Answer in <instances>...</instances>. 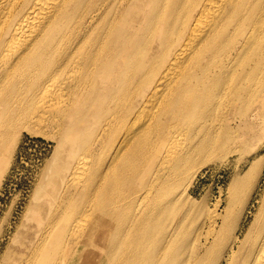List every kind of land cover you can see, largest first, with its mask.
<instances>
[{
    "label": "rangeland",
    "instance_id": "rangeland-1",
    "mask_svg": "<svg viewBox=\"0 0 264 264\" xmlns=\"http://www.w3.org/2000/svg\"><path fill=\"white\" fill-rule=\"evenodd\" d=\"M172 1L145 0L150 9L142 12L147 21L141 26L146 32L151 31L142 39L149 52L145 58L148 63L154 54L157 59L161 55V43L157 40L162 38L170 20V14L161 11H166ZM219 1H187V12L181 10L173 15L169 33L180 19L187 29V15L197 14L209 4L208 12H203L200 20V26L205 24ZM252 27H257V34L250 33L253 40L241 48L244 33ZM188 34L189 31L187 38ZM149 38L154 41L148 43ZM182 42L177 40L175 48ZM213 48V62L220 65L211 69L215 74H208L206 82L211 85L204 86L192 124L187 126V133L178 134L176 141L182 142L184 148L187 145L186 170L182 174L167 161L159 160L156 167L151 163L156 138L155 103L160 95L156 90L159 81L153 82L160 78V64L154 79L141 86L137 114L127 115L135 97L127 101V96L122 95L125 93L113 91L119 86L124 89L126 84L131 88L136 85V74L130 70L131 59L124 64L109 63V81L102 90L98 87V91L86 93L82 111L74 121L69 120L65 111L71 101L68 87L81 81L83 65L57 83L53 95L43 103L42 114L31 125L32 130L17 129L4 143L0 142V264H242L247 242L259 237L264 215L259 202L264 173L251 202H228L239 173L234 170L235 163L248 156L264 158V75L253 72L255 67L264 68V4L238 14L235 23L220 32ZM238 49L240 55L231 64V54ZM237 62L243 69L241 74L235 70ZM245 72L249 77L239 83ZM108 89L113 93L110 100ZM112 105L117 109L121 106L118 129L122 135L127 128L132 131L147 126L142 136L143 168L137 169L140 162L126 160L125 154L112 164L120 142L125 139L121 135L117 145L110 146L114 126L108 118ZM60 115H64L63 124H73L67 125L69 131L67 126L60 128ZM147 116L153 117L146 122L150 119L145 120ZM91 131L94 133L90 134ZM203 135L211 142L200 148ZM92 140L96 144L90 152L85 146ZM93 162L102 166L103 172L93 194L84 202L93 212L92 218H85L80 215L76 200L82 179L78 168H88ZM263 169L260 164L254 175H260ZM153 184L156 187L145 196L146 189ZM219 202L220 209L225 207L219 227L230 211L227 230L222 235L211 228V217H207ZM101 213L110 217H100ZM94 222V235L87 244L70 235L69 230L76 224L88 226ZM230 245L234 249L240 247L242 256L234 257ZM48 249L57 251L50 261L43 259Z\"/></svg>",
    "mask_w": 264,
    "mask_h": 264
},
{
    "label": "bare ground",
    "instance_id": "bare-ground-1",
    "mask_svg": "<svg viewBox=\"0 0 264 264\" xmlns=\"http://www.w3.org/2000/svg\"><path fill=\"white\" fill-rule=\"evenodd\" d=\"M182 1L184 2L181 6ZM187 1L190 0H173L166 11H161L168 12L170 20L166 24L162 38L158 37L157 40L160 41L162 48L159 59L154 54L148 63L145 58L149 52L142 39L151 31L146 32L141 26L147 21V15H143L142 12L150 9L145 0H0V142L4 143L10 133L17 129L20 131L26 129L30 132L31 125L37 120L38 115L42 114L45 100L53 95L57 83L83 65L81 81L68 87L71 101L65 111L69 120L74 121L77 113L82 111L86 93L98 91V87L102 90L109 81V63L124 64L131 59L130 70L136 74V85L131 88L126 84L124 89L119 86L118 90L113 91L125 93L122 95L127 96V101L129 97L131 99L135 97V103L129 106L127 115L136 113L139 110L141 86L154 79L157 66L160 64L158 74L160 78L157 80L156 77L153 82L155 84L159 81L156 90L160 95L155 103L156 138L151 163L156 167L159 160L167 161V165H172L178 173H184L187 164V145L184 148L182 142L176 141L179 140L178 134L187 133V126L192 124L195 107L201 100L200 93L204 86L211 85L206 82L209 80L208 74H215L216 71L211 69L220 65L213 62L211 53L215 52L213 46L217 43L220 32L227 31L235 23L238 14L248 11L253 5L264 4V0H220L211 9L213 13L208 21L200 26L203 12H208L209 4H206L201 12L187 15V29L185 21L180 19L169 33L173 25V15L181 10L187 12ZM257 32V27H252L244 33L241 48L253 40L250 33ZM177 40H183L178 49L174 46ZM153 41L154 38L148 39V43ZM239 55L240 49L231 54V64ZM164 63L168 64L163 67ZM235 70L240 74L243 72L238 62L235 64ZM253 72L264 75V68L255 67ZM248 77V73H243L239 83ZM187 92L190 93L188 98ZM107 93L110 100L113 93L109 92V89ZM143 93L144 89L141 96ZM116 109V105L111 106L108 118L114 126L110 144L114 147L122 135V131L118 129L121 106ZM149 118L150 116H147L144 119ZM63 120L64 115H60L58 118L60 128L68 124L73 125L63 124ZM131 127H134V123ZM146 128V125L139 130L131 131L127 128L122 135L125 139L120 142L112 164L118 160L119 155L125 154L126 160L140 162L137 169L143 168L142 136ZM66 129L69 131V126ZM210 142L211 139L203 135L200 148L207 147ZM95 144L96 140L89 141L85 149L93 152ZM260 164L264 165V158L261 156L244 157L240 163H235L234 170H238L239 173L234 180L229 205L236 199L247 202L255 197L264 173L263 169L260 175H254ZM245 166L247 168L243 171ZM101 167L97 162H93L88 168H83L82 165L78 168L81 170L82 179L78 183L79 195L76 200L78 211L85 218H92L93 215L91 206L84 205V202L93 194L94 187L99 181L98 176L103 172ZM154 187L156 184L146 189L145 196H148ZM136 199H139L137 195ZM102 202L107 204L109 201ZM259 202L264 211V189ZM221 205L222 202H219L207 216L211 217V228L217 229L218 235L226 232V217L230 212L223 216V222L219 227V218L225 208L220 209ZM101 216L110 217L105 213H101ZM260 225L258 239L247 242L242 264H264V215ZM95 228V222L88 226L76 224L69 231L71 236H76L75 238L85 245L92 239ZM236 242L237 238L234 240V243ZM211 248L205 250L209 251ZM229 248L234 257L242 256L240 247L235 250L233 245H230ZM56 255L57 251L48 249L44 251L43 259L50 261Z\"/></svg>",
    "mask_w": 264,
    "mask_h": 264
}]
</instances>
